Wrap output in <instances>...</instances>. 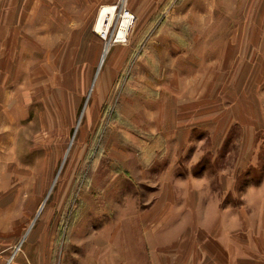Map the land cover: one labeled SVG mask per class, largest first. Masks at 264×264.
I'll list each match as a JSON object with an SVG mask.
<instances>
[{
    "label": "rangeland",
    "instance_id": "obj_1",
    "mask_svg": "<svg viewBox=\"0 0 264 264\" xmlns=\"http://www.w3.org/2000/svg\"><path fill=\"white\" fill-rule=\"evenodd\" d=\"M37 1L2 0L0 12L8 24L19 10L35 14ZM41 2L38 23L6 24L0 43V85L12 95L0 117V264H126L127 237L146 264V216L167 176L206 180L231 210L258 195L263 27L235 11L237 27L196 28L181 0ZM104 5L116 7L106 38L94 25ZM125 9L135 18L116 41ZM50 16L57 33L40 43ZM29 53L38 54L27 74L38 87L23 97Z\"/></svg>",
    "mask_w": 264,
    "mask_h": 264
},
{
    "label": "crops",
    "instance_id": "obj_2",
    "mask_svg": "<svg viewBox=\"0 0 264 264\" xmlns=\"http://www.w3.org/2000/svg\"><path fill=\"white\" fill-rule=\"evenodd\" d=\"M41 1H37L35 14L27 13L26 10L21 13L22 10L18 9V19L12 17L8 24L1 10L0 43L6 44V36L2 35L6 24L9 28L20 27L28 30L38 23L39 14L44 16ZM178 6L186 12L194 9L196 28L237 27L236 23L244 19L233 16L235 11L244 13L243 18L250 21L249 26L264 28V0H181ZM204 11L213 13L210 16L211 22L202 19ZM223 11L227 12L226 19L215 17V13ZM48 24L47 32L39 36L40 43L45 41V38L47 41L53 39L56 35L54 33H57L53 16H50ZM221 40L216 37V40L212 39L211 42L219 44L223 42V39ZM37 55L36 53L34 57L33 53H29L26 55V61L25 57L21 58L20 70L24 74L19 84L23 97L27 95L28 87H36L38 84V74L32 75L30 79L27 77L29 62H36ZM4 62L3 50H0V70ZM6 89L7 87L0 85V117H3L7 110H1V107L3 104H9L12 97ZM9 125L12 123L7 124L6 130L9 132H6L14 135L15 139H20L21 129ZM178 138L180 139L179 136ZM2 170L3 167L0 166V171ZM167 178L168 176L161 180L158 194L154 197L146 216L148 224H151V229L143 230L147 242L145 251L149 253L146 264H264V210L261 207L264 184L262 190L253 192L258 195L252 197V193L249 196L247 194L245 204L231 210L229 206L223 205L218 192L207 190L210 185L204 190L206 180ZM124 240L126 252L129 254L126 264H139V240L129 237Z\"/></svg>",
    "mask_w": 264,
    "mask_h": 264
},
{
    "label": "bare ground",
    "instance_id": "obj_3",
    "mask_svg": "<svg viewBox=\"0 0 264 264\" xmlns=\"http://www.w3.org/2000/svg\"><path fill=\"white\" fill-rule=\"evenodd\" d=\"M115 13H116V7L114 5H104L100 10V14H98L99 15L98 19L96 21V24H94L95 30L100 35L103 34V37H105V38L108 36L107 33L110 29L109 26L112 25L111 22H112V19H113ZM121 23L122 24L119 28L118 36H116L117 37L116 41H122V39L126 36L127 29L131 24V20L129 18L125 17V18H123V21ZM107 49L108 48H106V52H107ZM104 57H105V54L102 57L103 58L102 61L105 60Z\"/></svg>",
    "mask_w": 264,
    "mask_h": 264
},
{
    "label": "built area",
    "instance_id": "obj_4",
    "mask_svg": "<svg viewBox=\"0 0 264 264\" xmlns=\"http://www.w3.org/2000/svg\"><path fill=\"white\" fill-rule=\"evenodd\" d=\"M122 16H123V18H125V17L129 18L131 20V23L134 21V18H135L134 14H132L128 9H125ZM101 35L103 37V34H101Z\"/></svg>",
    "mask_w": 264,
    "mask_h": 264
}]
</instances>
